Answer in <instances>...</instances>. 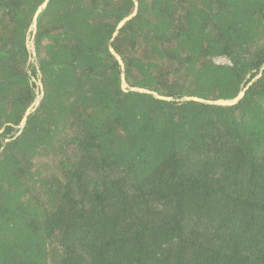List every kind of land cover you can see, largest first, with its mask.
<instances>
[{
    "label": "trees",
    "instance_id": "trees-1",
    "mask_svg": "<svg viewBox=\"0 0 264 264\" xmlns=\"http://www.w3.org/2000/svg\"><path fill=\"white\" fill-rule=\"evenodd\" d=\"M43 1L0 0V264H264V0H137L115 38L132 0H49L33 64ZM111 39L132 87L251 84L124 92Z\"/></svg>",
    "mask_w": 264,
    "mask_h": 264
},
{
    "label": "water",
    "instance_id": "water-1",
    "mask_svg": "<svg viewBox=\"0 0 264 264\" xmlns=\"http://www.w3.org/2000/svg\"><path fill=\"white\" fill-rule=\"evenodd\" d=\"M48 2H49V0H44L43 3L37 8L35 13L33 14L32 21H31V23L29 25V28L27 30V33H26L25 45H26L27 52L29 54V59H28L29 63L36 64V49H35V45H34V35L36 33V22H37V18L39 16V14L42 13V11L46 8ZM132 2L134 4V9H133L132 13L130 15L126 16L125 18H123L117 24V26L115 28V31H114V33L112 35V38H115L117 36L119 30L128 21H130L133 17H135V15L137 14L138 2H137V0H132ZM112 41H113V39H111L108 49H109V52L113 55V57L116 59L118 65H119L120 86H121V89L124 92L133 91V92L150 94L154 98L159 99V100H164V101H175V102L194 101V102H198V103H202V104H208V105L232 106V105L237 104L241 100V98L245 94V91H246L247 87L251 84V82L248 83L247 87H245V89L240 91L235 98L229 99V100H205V99L194 97V96H184V97H181V98H173V97H166V96L159 95L156 92L149 91L147 89L138 88V87H132V86H129L126 83L124 64H123V61H122L120 55L112 47V45H111ZM263 70H264V64H263V66L260 69L259 75L261 74V72ZM253 80H255V79H253ZM37 87H38V91L36 92V98L34 99V101L31 104V106L26 110V112L24 113L20 124L17 126V129H19V130L23 129V127L25 125V122H26V119H27V116L32 111L35 110V108L38 106L39 101L41 100V98L43 96V87H42V84H41L40 80L37 81Z\"/></svg>",
    "mask_w": 264,
    "mask_h": 264
},
{
    "label": "rangeland",
    "instance_id": "rangeland-1",
    "mask_svg": "<svg viewBox=\"0 0 264 264\" xmlns=\"http://www.w3.org/2000/svg\"><path fill=\"white\" fill-rule=\"evenodd\" d=\"M219 62H222V63H224V62H225V60L221 59V60H219Z\"/></svg>",
    "mask_w": 264,
    "mask_h": 264
}]
</instances>
